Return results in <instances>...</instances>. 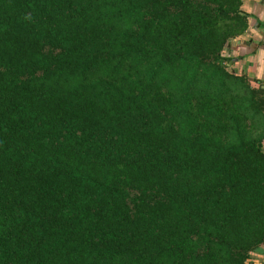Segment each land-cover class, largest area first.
Returning <instances> with one entry per match:
<instances>
[{"label": "trees", "instance_id": "1", "mask_svg": "<svg viewBox=\"0 0 264 264\" xmlns=\"http://www.w3.org/2000/svg\"><path fill=\"white\" fill-rule=\"evenodd\" d=\"M241 0H0V264H254L264 83Z\"/></svg>", "mask_w": 264, "mask_h": 264}, {"label": "crops", "instance_id": "2", "mask_svg": "<svg viewBox=\"0 0 264 264\" xmlns=\"http://www.w3.org/2000/svg\"><path fill=\"white\" fill-rule=\"evenodd\" d=\"M248 14L247 28L231 39L223 50L238 73L246 72L264 83V0H241ZM254 264H264V249L252 254Z\"/></svg>", "mask_w": 264, "mask_h": 264}, {"label": "rangeland", "instance_id": "3", "mask_svg": "<svg viewBox=\"0 0 264 264\" xmlns=\"http://www.w3.org/2000/svg\"><path fill=\"white\" fill-rule=\"evenodd\" d=\"M242 5V4H241ZM225 50V49H224ZM235 65H233L232 63H231V67H234ZM252 261V260H251Z\"/></svg>", "mask_w": 264, "mask_h": 264}]
</instances>
